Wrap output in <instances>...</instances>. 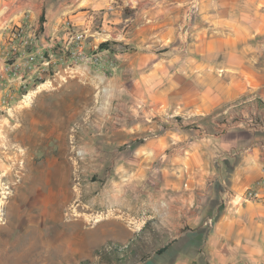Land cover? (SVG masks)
I'll use <instances>...</instances> for the list:
<instances>
[{
	"label": "rangeland",
	"instance_id": "1",
	"mask_svg": "<svg viewBox=\"0 0 264 264\" xmlns=\"http://www.w3.org/2000/svg\"><path fill=\"white\" fill-rule=\"evenodd\" d=\"M262 13L264 0H110L81 16L88 24L64 21L57 65L67 74L58 68L29 102L22 93L0 104V264H211L178 258L166 213L172 177L158 160L140 171L130 157L153 137L154 121L200 135L203 145L264 128V100L248 84L264 77ZM75 34L89 61L78 59ZM131 62L136 69L125 68ZM157 65L152 86L179 110L168 123L130 94L145 93L137 81ZM214 90L216 110L181 112L188 95Z\"/></svg>",
	"mask_w": 264,
	"mask_h": 264
},
{
	"label": "crops",
	"instance_id": "2",
	"mask_svg": "<svg viewBox=\"0 0 264 264\" xmlns=\"http://www.w3.org/2000/svg\"><path fill=\"white\" fill-rule=\"evenodd\" d=\"M109 3L110 0H0V104L35 87L33 92H39L41 83L52 85L57 80V69L62 67L57 65V45L63 46L67 40L63 22L70 20L84 25L88 21L81 17L83 14L105 9ZM16 27L24 29L27 43L11 54L9 45L17 41L10 39L9 34ZM263 33L264 29L258 31ZM12 63H17L21 71L10 73L8 66ZM129 67L136 69L132 62L125 66ZM157 67L148 68L140 79L143 81H137L145 84V93L130 94L135 99H144L148 106L145 114L159 116L168 123L166 116L179 110L169 108V92L163 86H152L158 80ZM59 69L61 76L67 74V66ZM121 78L117 75L111 81ZM248 84H257V93L264 100V77L257 76ZM122 96L118 92V98ZM187 99L190 102L180 108L182 113L208 114L217 109L215 90L198 91ZM4 105L0 108H5ZM154 123L147 128L154 131L153 137L135 148L130 162L135 158L142 171L145 160H158L160 173L172 177L166 200L170 209L166 213L173 218V227L178 231V258L198 260L207 256L211 264H264V195L260 201L247 203H239L233 197L264 175V128H249L243 138L215 135L208 145H203L200 135L190 137L184 129ZM120 137L116 141L119 146L126 143ZM242 144V149H236ZM205 227L206 233L201 231Z\"/></svg>",
	"mask_w": 264,
	"mask_h": 264
},
{
	"label": "built area",
	"instance_id": "3",
	"mask_svg": "<svg viewBox=\"0 0 264 264\" xmlns=\"http://www.w3.org/2000/svg\"><path fill=\"white\" fill-rule=\"evenodd\" d=\"M10 39L13 41H17L16 43L11 42L9 45V51L8 53L15 54L18 52V46L26 44L27 41L25 39V31L22 27H16L15 29H12L10 34ZM75 41L77 48L79 49V58L81 61H89L87 56H85L80 50L82 49V46L80 45V41L83 40L82 34H75L71 38ZM97 59V58H96ZM94 59V60H96ZM8 71L12 74L15 72H20L21 69L17 63H12V65L8 66ZM264 195V175L254 182L250 187H248L242 194L240 195H234V198H238V202L240 203H247V202H255L262 200V197Z\"/></svg>",
	"mask_w": 264,
	"mask_h": 264
},
{
	"label": "bare ground",
	"instance_id": "4",
	"mask_svg": "<svg viewBox=\"0 0 264 264\" xmlns=\"http://www.w3.org/2000/svg\"><path fill=\"white\" fill-rule=\"evenodd\" d=\"M263 14V13H262ZM264 15V14H263ZM34 92H29L27 95L24 96L25 102H29V100L31 99V96ZM98 220H95V222H97Z\"/></svg>",
	"mask_w": 264,
	"mask_h": 264
},
{
	"label": "trees",
	"instance_id": "5",
	"mask_svg": "<svg viewBox=\"0 0 264 264\" xmlns=\"http://www.w3.org/2000/svg\"><path fill=\"white\" fill-rule=\"evenodd\" d=\"M164 249H161L160 251H163Z\"/></svg>",
	"mask_w": 264,
	"mask_h": 264
}]
</instances>
